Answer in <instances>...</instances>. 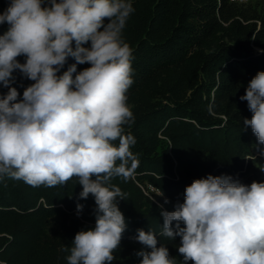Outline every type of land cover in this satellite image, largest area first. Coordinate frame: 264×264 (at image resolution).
Returning a JSON list of instances; mask_svg holds the SVG:
<instances>
[{
	"label": "clouds",
	"instance_id": "9594fccd",
	"mask_svg": "<svg viewBox=\"0 0 264 264\" xmlns=\"http://www.w3.org/2000/svg\"><path fill=\"white\" fill-rule=\"evenodd\" d=\"M134 11L130 0H10L0 14L8 25L0 35V85L8 88L0 96V177L54 187L75 176L80 198L92 194L97 205L95 227L75 235L68 264H111L127 227L118 207L125 194L109 181L128 180L138 167L135 137L124 131L134 115L126 95L132 49L122 32ZM68 57L76 63L58 75ZM16 70L34 81L19 101ZM240 100L253 113L244 126L264 144V71ZM76 207L80 215L84 205ZM159 207L161 235L181 238L184 264H264V182L208 175L185 188L174 211ZM134 239L146 249L136 253L140 264H176L154 232L138 229Z\"/></svg>",
	"mask_w": 264,
	"mask_h": 264
},
{
	"label": "trees",
	"instance_id": "16d2710c",
	"mask_svg": "<svg viewBox=\"0 0 264 264\" xmlns=\"http://www.w3.org/2000/svg\"><path fill=\"white\" fill-rule=\"evenodd\" d=\"M130 2L135 11L122 38L132 49L133 84L126 95L134 123L124 131L135 137L130 151L138 167L128 180L109 181L125 194L118 207L127 225L111 264H140L136 253L146 249L134 239L138 229L154 232L158 246H167L176 264H184L181 238L161 235L159 205L174 211L184 202L185 188L208 175H228L244 185L264 182V144L244 126L253 113L240 100L264 71V0ZM9 3L0 0V14ZM7 29L0 24V35ZM74 63L68 57L58 75ZM87 67L78 64L77 72ZM13 75L19 101L34 81L19 70ZM7 92L0 85V96ZM81 191L75 176L54 187L0 177V264H68L75 235L96 223L95 199H81ZM77 204L84 205L80 215Z\"/></svg>",
	"mask_w": 264,
	"mask_h": 264
}]
</instances>
